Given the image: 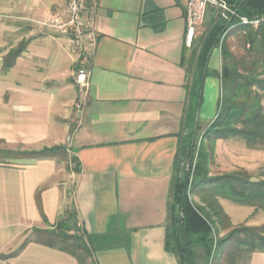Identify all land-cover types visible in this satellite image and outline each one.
Returning <instances> with one entry per match:
<instances>
[{
	"label": "crops",
	"instance_id": "1",
	"mask_svg": "<svg viewBox=\"0 0 264 264\" xmlns=\"http://www.w3.org/2000/svg\"><path fill=\"white\" fill-rule=\"evenodd\" d=\"M65 2L0 0V145L66 147L78 163L70 208L93 264H178L165 243L170 189L182 180L174 168L182 165L178 151L188 134L189 64L197 36L196 29L188 45L186 0H94L88 16L96 47L82 99L68 38L42 27ZM21 42L25 50L3 72L2 59ZM220 68V52L213 49L197 124L213 116ZM56 173L53 159L0 164V257L16 251L34 229L61 219ZM30 241L0 264H77ZM245 264H264V253L250 254Z\"/></svg>",
	"mask_w": 264,
	"mask_h": 264
},
{
	"label": "trees",
	"instance_id": "2",
	"mask_svg": "<svg viewBox=\"0 0 264 264\" xmlns=\"http://www.w3.org/2000/svg\"><path fill=\"white\" fill-rule=\"evenodd\" d=\"M235 15L229 23L221 18L219 13L208 8L204 19L205 32L196 42L192 41L190 68L192 87L187 108L186 127L192 135L197 129L196 113L201 100L200 87L203 75H207V62L213 49L220 46L221 68L215 74L220 80V96L217 103V113L203 134L204 140L239 139L248 149L264 148V0H223ZM240 18L248 21H259L255 27L252 24L242 25ZM237 34L244 46L242 56L231 53L226 41L229 36ZM26 43L21 42L10 50L2 59L3 72L11 68ZM187 134V135H188ZM0 144L2 142L0 141ZM191 144V143H190ZM180 144L178 159L184 155L187 147L188 158H193L194 146ZM68 153L65 146L42 148L40 150L0 149V164H10L22 160H62ZM72 172H78V163ZM209 156L200 148L197 163L185 172L184 178L174 181L170 189V205L168 207V234L165 249L178 258V264H194L192 246H204L207 256L213 252V259L218 264H236L252 253H264V224L256 227L239 225L223 237L213 238L211 232L215 226L211 219H224L220 206L215 203L204 207L194 204L187 197L188 185L193 195L219 197L236 205L261 209L264 211V174L262 179H254L244 172H233L216 177H209ZM178 171V163L174 172ZM191 179L189 180V177ZM190 181V182H189ZM39 193V192H38ZM207 204V205H206ZM36 205L43 221L41 204L38 195ZM208 208V209H207ZM209 210V211H207ZM64 216L53 226L45 230L34 229L32 242L50 249H56L73 257L77 264H93L91 253L85 241V235L79 228L74 211H65ZM182 213L183 220L179 221ZM29 242L26 239L19 248L11 254L2 255L1 259L16 256ZM91 263H87L89 261Z\"/></svg>",
	"mask_w": 264,
	"mask_h": 264
},
{
	"label": "rangeland",
	"instance_id": "3",
	"mask_svg": "<svg viewBox=\"0 0 264 264\" xmlns=\"http://www.w3.org/2000/svg\"><path fill=\"white\" fill-rule=\"evenodd\" d=\"M250 22V21H249ZM259 21H252V23ZM197 36L194 40H199L200 37L205 32L204 21L202 24L196 28ZM228 32V31H227ZM223 39V37H222ZM222 39L220 40L219 46L216 48L217 52H220V46ZM231 53L236 56H242L244 52V46L242 41L237 34L229 36L226 41ZM208 113V112H207ZM217 113V105L214 108L213 116L209 119L201 117L200 124H198L197 129L192 135L188 134L185 138L184 144L194 146L192 164L190 167L194 168V165L198 160V153L201 147L205 150L209 156L208 162V173L209 177H216L224 174H230L233 172H244L247 175L253 177L254 179H262L261 175L264 174V148L263 149H248L244 142L239 139H220L215 141H209L203 139V134L207 128V123L212 120ZM4 149L0 145V149ZM184 155L182 160V165L178 166V173L183 179L185 176V171H187L185 162L188 160L187 147L184 149ZM57 164V173L54 176L55 181H59L61 192H62V216H64L65 211H72L70 208L71 191L73 188V178L72 171L74 170L75 163L71 161L69 154L65 159L55 160ZM187 163V162H186ZM190 165V164H189ZM189 170V167H188ZM191 176L189 177V180ZM190 182V181H189ZM187 197L194 204L199 206H205L202 201L211 205L218 204L222 213H224L227 218L214 217L211 211V219L214 221L215 226L211 232V237L219 238L226 235L233 228L242 225L247 227H256L264 224V211L261 209L251 208L236 205L233 202L222 199L219 197H211L208 195L200 196L199 194L193 195L190 191V185H188ZM206 204V205H207ZM208 209V208H207ZM29 240L34 239V235L30 234L28 236ZM198 248V249H197ZM196 249V250H195ZM194 255L195 264H218V261L213 259V252L210 256H207L204 246H194L192 248ZM195 251V252H194ZM197 251V252H196ZM246 259H239L236 264H245ZM87 263H91L90 260Z\"/></svg>",
	"mask_w": 264,
	"mask_h": 264
},
{
	"label": "built area",
	"instance_id": "4",
	"mask_svg": "<svg viewBox=\"0 0 264 264\" xmlns=\"http://www.w3.org/2000/svg\"><path fill=\"white\" fill-rule=\"evenodd\" d=\"M93 1L66 0L65 4L55 8L52 17L42 24L43 28L63 35L69 40L72 53L76 57L77 69L74 83L79 99L86 95L89 65L96 47L93 23L88 16ZM208 8L215 9L221 18L225 21L229 20V23L232 19L230 17L235 15V12L223 0H186V38L188 45L195 36L196 28L204 21ZM240 23L242 25L257 24V22L252 23L245 18H240ZM77 107H81V103H78Z\"/></svg>",
	"mask_w": 264,
	"mask_h": 264
},
{
	"label": "water",
	"instance_id": "5",
	"mask_svg": "<svg viewBox=\"0 0 264 264\" xmlns=\"http://www.w3.org/2000/svg\"><path fill=\"white\" fill-rule=\"evenodd\" d=\"M191 162V157L187 160V163H186V169L188 170V167H189V164ZM183 220V216H182V213L179 214V221L182 222Z\"/></svg>",
	"mask_w": 264,
	"mask_h": 264
}]
</instances>
